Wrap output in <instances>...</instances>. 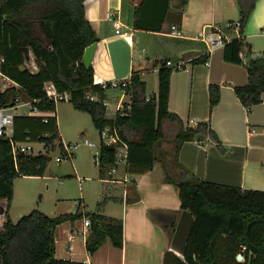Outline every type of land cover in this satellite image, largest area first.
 <instances>
[{"label":"trees","instance_id":"16d2710c","mask_svg":"<svg viewBox=\"0 0 264 264\" xmlns=\"http://www.w3.org/2000/svg\"><path fill=\"white\" fill-rule=\"evenodd\" d=\"M86 0H0V72L16 86L0 89V108H14L19 102H30L42 115L14 116L12 139L22 143L30 140L43 144L45 154H19L15 158L11 143L0 137V201L6 202V219L0 226V264H86L55 257V231L65 222L87 218L90 221L85 250L93 255L109 240L114 248L123 245V222L106 218L98 211L50 217L32 210L13 223L8 215L18 177H42L50 161L49 150L58 141L56 104L46 98L44 86L52 83L58 92H67L72 107L90 116L98 130L116 128L127 147L125 168L128 174L150 172L158 162L167 161L165 181L175 187L181 208L189 212L193 223L182 257L166 252L163 264H264V191L242 190L239 187L209 183L195 178L182 168L178 154L185 142L199 134L208 136L220 151L221 142L208 122L185 125L168 109L170 78L182 69L161 62L158 69V92L147 96L146 83L139 72H132L127 87L130 104L113 119L106 108L87 95L106 98V90L94 84L93 69L85 68V49L98 42V37L85 17ZM257 0H237L239 31L244 27ZM187 0H138L131 15L136 30L160 33L173 7L182 14ZM29 47L36 57L38 72L24 67L20 48ZM188 57V59H187ZM187 63L206 64L208 54ZM223 59L240 65L247 72V83L234 88L240 104L250 113L262 101L264 94V52L256 53L244 38L227 42ZM219 87L208 88L209 109L218 104ZM23 96L25 99L21 98ZM46 114V115H44ZM46 121V122H44ZM163 143L173 145V155L161 149ZM101 179L116 165V148L101 144L98 156ZM173 171L177 179L169 172ZM190 177L182 182L179 172ZM134 200V199H133ZM242 261H237L238 255Z\"/></svg>","mask_w":264,"mask_h":264},{"label":"crops","instance_id":"0c3cea01","mask_svg":"<svg viewBox=\"0 0 264 264\" xmlns=\"http://www.w3.org/2000/svg\"><path fill=\"white\" fill-rule=\"evenodd\" d=\"M137 2L138 0L85 1V17L98 37L90 65L93 69L94 84L128 80L132 72L138 70L144 82L146 74H154L155 86L152 94L156 95L159 69L156 65L157 58L161 53L167 52L169 57L163 62H170L171 67L177 64L183 66L182 69L174 71L170 78L169 111L177 115L185 125L196 126L208 122L223 148V151H220L208 136L199 134L194 141L182 145L178 154L182 168L205 182L239 187L242 190L264 191V94L261 103L253 106L247 114L234 93L235 87L247 83V72L240 65L227 63L223 59V48L209 53L206 64L195 65L187 63L188 57L185 59L186 54L195 58L207 53L206 45L195 39L202 31L220 32L227 42L244 38L254 52H264V0L256 1L244 27L243 36L239 28L226 26L227 23L239 22L237 0H187L181 15L173 18L170 11L160 33L136 30L132 27L131 15ZM172 26L178 29L181 37L172 34ZM144 37L150 41V45L154 43V46H151L154 59L150 66L148 63L136 66L141 53L145 51L142 49L141 53H138L137 49L139 40H144ZM118 40L125 42V45L120 46ZM125 76L127 77L124 78ZM210 85L218 86L220 90L219 102L212 111L209 109ZM1 86L0 89L4 90L16 85L8 80ZM146 87L148 88L147 83ZM110 92H113L110 97L115 98L111 99L114 102V112L119 103L127 104L130 100L127 92L123 90ZM110 92H107L109 100ZM28 104L31 111L20 116H38L30 103ZM54 115L57 124L56 111ZM107 118L113 119L108 116ZM57 133L56 142L62 143L59 130ZM81 135L82 138L85 137L84 134ZM36 145L42 146L39 143L34 146ZM113 168L114 171L107 173L104 179L99 178L107 187L110 184L111 189H114L112 185H116L115 189L122 192L121 197H103L106 202L111 199L120 205L119 220L123 222L122 247L114 248L107 240L90 255L85 250L89 228H85L83 224L81 230L76 232H68L69 229L65 231L68 237L63 257L57 256L58 246L55 238V257L86 264H163L166 252L181 258L193 218L188 211L181 208L175 187L165 181L166 165L158 162L150 172L144 174H128L125 162L116 163ZM169 172L174 175L173 171ZM74 173L76 175L75 171ZM11 204L12 202L8 211L9 217ZM81 205L77 207L78 210ZM102 210L100 208L99 212L106 218L118 219L116 213L109 216ZM64 224L70 225L71 228L74 223ZM76 234L82 237L79 251L72 245Z\"/></svg>","mask_w":264,"mask_h":264},{"label":"rangeland","instance_id":"374dc122","mask_svg":"<svg viewBox=\"0 0 264 264\" xmlns=\"http://www.w3.org/2000/svg\"><path fill=\"white\" fill-rule=\"evenodd\" d=\"M171 14L174 18L177 16L178 11L171 8ZM120 46L125 45V42L118 40ZM150 41L139 40L138 53H141V50H145L144 53H141L139 61L135 64H149L153 62L152 49ZM122 48V47H121ZM123 52V51H120ZM119 52V53H120ZM127 52V48L125 49ZM118 53V52H117ZM168 53H161L157 58L158 67L160 65V60L168 59ZM138 56V55H137ZM128 52L126 53V62H127ZM172 60L173 57H170ZM169 58V59H170ZM120 64H122V59H120ZM127 64V63H126ZM121 66V65H120ZM125 76L124 78H126ZM122 78V79H124ZM121 79V78H118ZM144 80L148 85L147 96L152 95L154 91V74L148 73L144 76ZM118 83L122 82L121 80H111ZM110 82V81H108ZM3 87V86H1ZM110 92V91H109ZM113 92L109 93V97ZM118 94V93H117ZM24 100L25 98L21 96ZM26 103V104H25ZM110 108L107 110L106 116L113 117L114 112V102L110 99ZM28 102L21 101L17 104L16 108L7 109L6 112L13 115H27L31 111V107ZM56 114H57V126L60 133V136L65 143L77 144L78 147L74 151L72 160H62L61 162H56L55 158L61 156L60 148L57 146L54 147L53 151L49 150L50 161L47 164L46 171L42 177L33 178V177H18L14 180V198L11 204L10 218L13 223L17 222L22 216L29 214L32 210H39L44 214L50 217H56L63 214H74L78 210L80 204L79 212L83 215L97 211L98 205L100 206L102 212L106 215H115L119 220L120 216V205L117 202H113L111 199L107 202L103 200L104 195L108 197H121V190L115 189L112 185L111 189L110 184L107 187L106 184L102 183L98 176V165L95 164L96 158L99 152V132L93 126L91 118L88 114L75 110L70 102H59L56 104ZM84 134V138L88 142L93 143L96 147H88L83 145V139H81ZM163 150L168 153V156L173 155V145L172 144H162ZM39 150L42 152L45 149H42L41 145L34 146V153H37ZM164 164L167 166V161L164 160ZM82 180L81 182L78 180ZM174 179H177L176 175H172ZM107 187V189H106ZM109 188V189H108ZM100 210V209H99ZM98 210V211H99ZM113 217V216H112ZM84 217L74 221L73 227L70 225L62 224L57 227L55 231V238L57 240V256L63 257L66 251L67 229L81 230L83 225ZM73 235V234H72ZM82 237L80 235L75 236V240L72 245L79 251V246H81ZM81 258V257H80ZM237 261H239L236 258Z\"/></svg>","mask_w":264,"mask_h":264},{"label":"built area","instance_id":"2783aa9c","mask_svg":"<svg viewBox=\"0 0 264 264\" xmlns=\"http://www.w3.org/2000/svg\"><path fill=\"white\" fill-rule=\"evenodd\" d=\"M226 26L228 28H231V27L239 28L240 25L238 22L237 24L227 23ZM171 31H172V34L176 37H181L182 35L175 26L171 27ZM195 39L203 42L206 45L207 53H204V54H208V55L209 53H211L212 51L218 48H223L225 44L227 43L225 37L222 36L220 32L202 31L195 37ZM166 65L171 66L170 62H166ZM181 66H182L181 64H177L173 66V68H180ZM8 80L9 79L0 72V86L4 84V81H8ZM129 82H130V79L123 80L120 83L116 81L101 82L98 85H100L103 90H106V98L102 99L96 95L89 94L87 95V99L93 102L95 101L100 102L106 108V112H107V110L110 108L109 98H107V92L116 91V90H123L126 92ZM44 92H45L46 98L51 100L54 104H57L59 102H69V98H70L69 94L67 92H58L52 83L45 84ZM110 99L114 100L115 98L110 97ZM129 104H130V100L127 103V105ZM6 110L7 109L0 108V137H5L6 139L10 141L14 158L19 154H31V155L45 154L46 150L43 152L39 150L37 153H34V145L36 143L30 140L19 143L12 139L11 129L13 125L14 115L6 112ZM34 110L36 111L34 113H37L39 115L43 114L37 111L36 109ZM123 110H124V104L119 103L115 108V113L116 114L122 113ZM49 114L50 116H53V117L55 116L54 113H47V115ZM190 123L192 124L193 122L191 121ZM98 132H99V138H100V142L98 144L99 149H100L101 144H105L107 146H114L116 148V163L125 162L127 147L123 143L121 138L119 137L118 130L116 128L105 127ZM82 139H83V145L91 147V148L96 147L95 144L88 142L86 138H82ZM41 147L42 149H45L43 144ZM61 147H62L61 156L55 158L56 162H61L63 159L72 160L74 151L78 147V143L68 144V143L62 142ZM95 164L99 165L98 158H96ZM112 171H114V168L112 169ZM6 211H7L6 202L1 200L0 201V226L4 223L6 219ZM83 224L85 228H89L90 226L89 219L85 218L83 221Z\"/></svg>","mask_w":264,"mask_h":264},{"label":"water","instance_id":"95a60500","mask_svg":"<svg viewBox=\"0 0 264 264\" xmlns=\"http://www.w3.org/2000/svg\"><path fill=\"white\" fill-rule=\"evenodd\" d=\"M95 47H96V43L88 46L84 51L82 57V64L84 65L85 68H89L91 65ZM20 52L24 59V67L32 74H36L38 72V67L35 62L36 57L33 50L29 47H22L20 48ZM134 72H139V71L135 70ZM179 177L182 182H186L190 179V177L182 171L179 172ZM237 259L241 261L243 259V256L239 254L237 256Z\"/></svg>","mask_w":264,"mask_h":264}]
</instances>
